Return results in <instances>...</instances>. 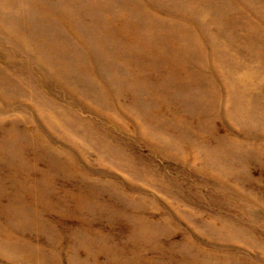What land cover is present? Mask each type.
Masks as SVG:
<instances>
[{"label":"rangeland","instance_id":"1","mask_svg":"<svg viewBox=\"0 0 264 264\" xmlns=\"http://www.w3.org/2000/svg\"><path fill=\"white\" fill-rule=\"evenodd\" d=\"M0 264H264V0H0Z\"/></svg>","mask_w":264,"mask_h":264}]
</instances>
